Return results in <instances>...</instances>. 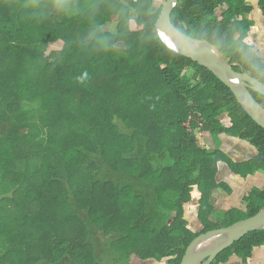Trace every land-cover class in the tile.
I'll use <instances>...</instances> for the list:
<instances>
[{"label":"trees","instance_id":"1","mask_svg":"<svg viewBox=\"0 0 264 264\" xmlns=\"http://www.w3.org/2000/svg\"><path fill=\"white\" fill-rule=\"evenodd\" d=\"M165 1L0 0V264H181L199 235L264 209V187H242L264 174V129L159 39ZM251 11L180 0L172 22L264 84L244 42ZM219 188L244 193L246 211L220 209ZM263 246L252 232L213 264H247Z\"/></svg>","mask_w":264,"mask_h":264},{"label":"water","instance_id":"2","mask_svg":"<svg viewBox=\"0 0 264 264\" xmlns=\"http://www.w3.org/2000/svg\"><path fill=\"white\" fill-rule=\"evenodd\" d=\"M180 0H166L156 22L159 39L174 52L209 70L234 94L248 116L264 129V107L252 92L264 97V84L248 73L237 72L217 46L192 38L172 22V14ZM208 146L213 145L208 142ZM222 151L226 150L222 147ZM223 166V165H222ZM225 166V165H224ZM264 230V209L258 214L229 227L208 231L196 237L186 249L181 264H212L217 257L252 232Z\"/></svg>","mask_w":264,"mask_h":264},{"label":"crops","instance_id":"3","mask_svg":"<svg viewBox=\"0 0 264 264\" xmlns=\"http://www.w3.org/2000/svg\"><path fill=\"white\" fill-rule=\"evenodd\" d=\"M246 4L252 9V11L246 15V20L250 24H248L249 27L246 32L244 42H246L253 49L255 54L264 62V0H246ZM207 141L208 140H204L205 144ZM243 153L248 154L249 152L244 151ZM242 187H249L251 189L256 187L263 188L264 174L254 175L253 177L249 178L248 182L245 183V185H242ZM220 198L221 200L219 199L216 203L220 209L224 208L223 210H226L225 206L228 203L237 204V207L240 206L238 200L233 202V198H222L221 195ZM221 205H223V207ZM233 264L243 263L237 258H234ZM247 264H264V246L258 248L255 251L252 259H250Z\"/></svg>","mask_w":264,"mask_h":264},{"label":"rangeland","instance_id":"4","mask_svg":"<svg viewBox=\"0 0 264 264\" xmlns=\"http://www.w3.org/2000/svg\"><path fill=\"white\" fill-rule=\"evenodd\" d=\"M156 2H158V3H162V0H156ZM163 3H165V2H163ZM63 47H64V44H63V42H57V43H54V44H51L50 46H49V48H48V50H47V54L49 55V54H51L52 52H59V51H61L62 49H63ZM201 135H199L198 136V138H199V144L201 145V147H204V146H206V144H205V142H204V136L202 137H200ZM225 147L227 148V149H229V144H228V141H226L225 142ZM220 150H222V147H220L219 148ZM225 165V166H224ZM231 166V165H230ZM227 172H228V166L226 165V164H223V166H222V171H221V173H220V176H221V179H225L226 178V176H227ZM256 188H259V187H256ZM214 194V197H213V200H215L214 202H216V201H218L219 199H220V195L222 196V198H229L228 196V194H227V192L225 191V188L224 189H222V188H219L216 192H214L213 193ZM235 194V192L234 191H232V195H234ZM198 197H199V195H197L196 197H195V207L197 208V200H198ZM243 198H244V193L241 195V197H240V200H239V204H240V206L239 207H237V204H231V203H228V209H227V211L229 210H235V209H239V211L240 210H242V211H246V209H247V205H246V203H244V200H243ZM222 207H223V205H221ZM246 207V208H245ZM224 209V208H223ZM220 214H219V212H217V217L215 216V217H212L211 218V220H210V223L211 224H222L221 223V220H220ZM188 218H189V220L191 221V224H190V228H191V230L193 231V232H195V231H200L201 230V228L199 227V226H197V225H194V221H196L197 220V215H196V213H193V214H190L189 215V213H188ZM17 255H22V253L21 252H19V253H17ZM162 264H168L167 263V261H165V262H163Z\"/></svg>","mask_w":264,"mask_h":264},{"label":"flooded vegetation","instance_id":"5","mask_svg":"<svg viewBox=\"0 0 264 264\" xmlns=\"http://www.w3.org/2000/svg\"><path fill=\"white\" fill-rule=\"evenodd\" d=\"M233 260H234V258H230V260H229L228 262L221 263V264H233ZM215 261H216V260H215ZM215 261H214V262H215ZM214 262H213V263H214ZM213 263H212V264H213Z\"/></svg>","mask_w":264,"mask_h":264}]
</instances>
